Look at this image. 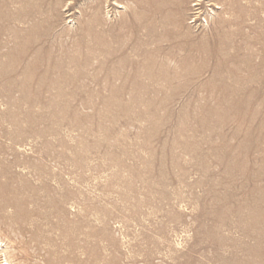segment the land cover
I'll list each match as a JSON object with an SVG mask.
<instances>
[{
  "label": "rangeland",
  "instance_id": "obj_1",
  "mask_svg": "<svg viewBox=\"0 0 264 264\" xmlns=\"http://www.w3.org/2000/svg\"><path fill=\"white\" fill-rule=\"evenodd\" d=\"M3 263L264 264V0H0Z\"/></svg>",
  "mask_w": 264,
  "mask_h": 264
},
{
  "label": "bare ground",
  "instance_id": "obj_2",
  "mask_svg": "<svg viewBox=\"0 0 264 264\" xmlns=\"http://www.w3.org/2000/svg\"><path fill=\"white\" fill-rule=\"evenodd\" d=\"M25 25V24H24ZM141 85V84H140ZM134 87V86H133ZM4 264V263H3ZM6 264V263H5Z\"/></svg>",
  "mask_w": 264,
  "mask_h": 264
}]
</instances>
